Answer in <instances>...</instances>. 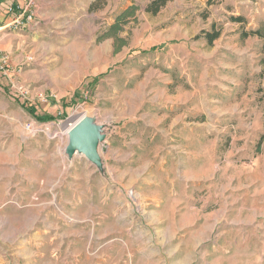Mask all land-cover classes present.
I'll return each mask as SVG.
<instances>
[{
	"label": "rangeland",
	"instance_id": "rangeland-1",
	"mask_svg": "<svg viewBox=\"0 0 264 264\" xmlns=\"http://www.w3.org/2000/svg\"><path fill=\"white\" fill-rule=\"evenodd\" d=\"M151 1L37 0L18 29L0 264H264V0ZM132 6L113 54L99 39ZM81 117L96 160L66 152Z\"/></svg>",
	"mask_w": 264,
	"mask_h": 264
},
{
	"label": "trees",
	"instance_id": "trees-1",
	"mask_svg": "<svg viewBox=\"0 0 264 264\" xmlns=\"http://www.w3.org/2000/svg\"><path fill=\"white\" fill-rule=\"evenodd\" d=\"M167 3V0H152L150 3H148L144 9V11L148 14L155 15L157 14L160 9H162ZM136 8L135 7H129L123 12H121L116 18L113 24H111L106 32L100 37L99 40H105V39H112V53L117 54L121 51L122 48L127 46V41L124 38L118 37V34L122 32L123 26L127 24V20L129 18H133L135 14ZM234 22L241 23L243 22V18L236 17L232 19ZM257 35V32H250V33H242L243 37L247 36H254ZM220 36V31L212 30L210 32H202V37L206 41V43L211 46L215 40H217ZM199 38V36L197 37ZM159 47H152L150 51H155L161 48ZM30 115L33 116L37 121H46L50 122L53 120L51 116H44V117H37L33 115V112L29 111ZM261 139H264V133L261 137Z\"/></svg>",
	"mask_w": 264,
	"mask_h": 264
},
{
	"label": "crops",
	"instance_id": "crops-1",
	"mask_svg": "<svg viewBox=\"0 0 264 264\" xmlns=\"http://www.w3.org/2000/svg\"><path fill=\"white\" fill-rule=\"evenodd\" d=\"M29 0H0V52H13V56L10 55L12 65L19 62V58L15 55V52L19 50L22 42V35L18 32V29L12 27L14 18L18 15L23 17V21H26V17L31 12L32 8H28ZM12 8V12H8V8ZM25 25V24H24ZM15 66V65H14ZM5 76L0 73V81H4Z\"/></svg>",
	"mask_w": 264,
	"mask_h": 264
},
{
	"label": "water",
	"instance_id": "water-1",
	"mask_svg": "<svg viewBox=\"0 0 264 264\" xmlns=\"http://www.w3.org/2000/svg\"><path fill=\"white\" fill-rule=\"evenodd\" d=\"M67 136L68 146L66 152L69 154L79 153L90 160L97 159L96 147L105 138L104 135L97 134L84 118L68 131Z\"/></svg>",
	"mask_w": 264,
	"mask_h": 264
},
{
	"label": "built area",
	"instance_id": "built-area-1",
	"mask_svg": "<svg viewBox=\"0 0 264 264\" xmlns=\"http://www.w3.org/2000/svg\"><path fill=\"white\" fill-rule=\"evenodd\" d=\"M37 0H29L28 1V8H32ZM12 8H8V12H12ZM30 19V15L26 17V20ZM25 22L23 21V17L21 15H18L14 18L12 27L14 29H21L24 27ZM14 70V67L11 63L10 56L6 53L0 52V73H2L5 76H8L9 73ZM22 98L25 96V92L22 91L21 93Z\"/></svg>",
	"mask_w": 264,
	"mask_h": 264
},
{
	"label": "bare ground",
	"instance_id": "bare-ground-1",
	"mask_svg": "<svg viewBox=\"0 0 264 264\" xmlns=\"http://www.w3.org/2000/svg\"><path fill=\"white\" fill-rule=\"evenodd\" d=\"M82 119H83V117L77 119L74 123L70 124L69 127H68V129H66L65 133L67 134L68 131H69L74 125H76V123H78V122L81 121Z\"/></svg>",
	"mask_w": 264,
	"mask_h": 264
}]
</instances>
